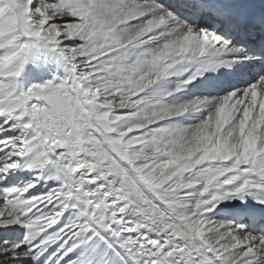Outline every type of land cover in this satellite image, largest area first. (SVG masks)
Wrapping results in <instances>:
<instances>
[{
    "label": "snow or ice",
    "instance_id": "snow-or-ice-1",
    "mask_svg": "<svg viewBox=\"0 0 264 264\" xmlns=\"http://www.w3.org/2000/svg\"><path fill=\"white\" fill-rule=\"evenodd\" d=\"M0 199L3 264H264V0H0Z\"/></svg>",
    "mask_w": 264,
    "mask_h": 264
},
{
    "label": "bare ground",
    "instance_id": "bare-ground-1",
    "mask_svg": "<svg viewBox=\"0 0 264 264\" xmlns=\"http://www.w3.org/2000/svg\"><path fill=\"white\" fill-rule=\"evenodd\" d=\"M169 1L170 0H157V2L164 3V4H168ZM141 2H143V0H141ZM48 59H49L48 67L45 70H43L42 72L37 73L32 68H29V69H32V71H28L29 69L27 70L28 71L27 72V77L28 78L25 80L24 84L25 83L30 84L33 81H41V83H43L45 80L51 79L52 76H57V74H59L58 72H60V71H58L59 69L61 71L63 70L62 63L59 60H57L56 57L50 56V57H48ZM58 67H59V69H58ZM255 70L256 69L248 70V72H246L243 75L242 79H244V80L249 79L250 78L249 74L251 72H254ZM1 201H2V199H0V202ZM0 264H3L2 254H0Z\"/></svg>",
    "mask_w": 264,
    "mask_h": 264
},
{
    "label": "rangeland",
    "instance_id": "rangeland-1",
    "mask_svg": "<svg viewBox=\"0 0 264 264\" xmlns=\"http://www.w3.org/2000/svg\"><path fill=\"white\" fill-rule=\"evenodd\" d=\"M34 2H35V0H34ZM172 2V0H170L168 3H171ZM50 57V56H49ZM55 57V56H54ZM49 60V59H48ZM62 63V62H61ZM62 65H63V63H62ZM29 68H31V66H29ZM28 68V69H29ZM27 69V70H28ZM58 69H59V67H58ZM66 68H65V66L63 65V70L61 71L60 69L58 70V71H60V72H58L59 74H57V76L58 77H63L64 75H65V73H66ZM28 71H32V69H29ZM27 71V72H28ZM38 80V79H37ZM39 84V83H41V81H33V82H31L30 84H27V83H25L24 84V87L25 88H27L28 86H30L31 84ZM117 111H119V112H123V111H125V110H119V109H117ZM0 207H3V201H1L0 202ZM2 257H3V255H2ZM21 259H23V257H21Z\"/></svg>",
    "mask_w": 264,
    "mask_h": 264
}]
</instances>
